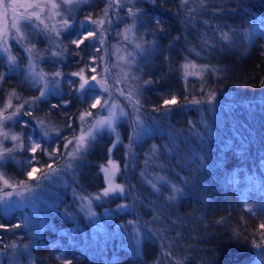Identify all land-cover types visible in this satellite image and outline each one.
I'll return each mask as SVG.
<instances>
[{"label": "trees", "instance_id": "1", "mask_svg": "<svg viewBox=\"0 0 264 264\" xmlns=\"http://www.w3.org/2000/svg\"><path fill=\"white\" fill-rule=\"evenodd\" d=\"M87 3L74 8L76 17H86L89 12L92 18L103 17L108 0ZM211 6L223 11H197L195 19L189 21L180 0H137L136 7L144 11L143 27L137 22L138 35L146 41L154 40L156 45H145L149 50L137 54L130 67L127 63L117 65L107 56L102 68L112 69L108 83L113 86V100L121 106L128 101L117 89L127 92L139 85V116L144 121L141 139L134 142L132 155H126L135 115L124 117L117 125L121 143L111 152L116 136L105 131L74 171L61 172L50 180L42 179L50 171L43 167L50 162L45 153L37 150V167L41 171L29 180L26 161L30 153L17 149V160H8L0 169L14 186L20 185L5 188L0 181V197L12 192L10 198L0 200V224L5 225L0 228V264H63L65 260L72 264H175L168 252L183 260V264H261L264 243L256 247L253 241L260 242L257 225L264 219V0H209ZM189 7L198 8V3L191 2ZM123 10L119 11L122 19L111 16V26H103L110 28L105 33V49L118 45L125 52L134 50L129 43L131 36L125 41L120 35L131 23L127 8ZM155 19L162 21L163 32L156 29ZM221 32L228 33L229 39H221ZM76 35L74 23L57 39L51 36L53 43L40 35L34 44L32 59L38 70L45 74L61 71L64 75L58 78L62 96L41 100L31 109V116L22 117L31 122L29 127L24 128L19 122H8L5 127L10 134L23 132L25 143L29 134L40 138L36 118L43 119L46 125L63 127L67 123L65 114L75 120L87 107L78 99L75 87H70L69 81L78 80L70 73L90 63L91 56L99 58V44L95 42L96 47H92L94 42L86 41L76 48L71 44ZM204 39L214 47L201 49ZM193 46L201 52L200 56L188 51ZM64 49L61 56L52 57V52ZM186 57L221 71H209L203 79L190 76L185 80L181 65ZM5 68L0 65V73L7 74L0 82V108H5L13 91L20 96L19 100L11 97V112L25 100L39 96L43 82L33 85L21 67L11 72ZM124 73L128 74L127 82H117ZM149 79L155 83L145 85ZM209 91L216 93L212 103H190L193 99L205 100ZM172 93L177 96L178 105L167 114L153 111ZM61 98L71 103L66 108L50 109ZM126 111L132 113L130 105ZM13 143L10 139L4 141L0 151ZM53 143L63 149L64 140L54 135L52 142L42 147L50 151ZM107 158L119 166L115 181L125 187V193L96 200L94 197L103 188L99 168ZM63 164L61 158L53 167ZM157 175L166 180H156ZM149 180L160 191L154 190ZM21 181L25 183L20 184ZM171 184L182 188L183 194L169 201ZM82 196L92 198L95 218L88 212L87 200L80 199ZM121 204L127 207H118ZM252 204L256 207L254 214H248L245 205ZM221 218H225L224 222L217 223ZM17 224L21 227H12ZM233 229H238V234ZM13 242L17 245L15 251L4 248V244Z\"/></svg>", "mask_w": 264, "mask_h": 264}, {"label": "snow or ice", "instance_id": "2", "mask_svg": "<svg viewBox=\"0 0 264 264\" xmlns=\"http://www.w3.org/2000/svg\"><path fill=\"white\" fill-rule=\"evenodd\" d=\"M82 0H61L58 4L55 0H47V3H41L40 0H34L32 3L27 4V8L33 9L27 15L21 13L18 18L14 17L13 22L11 24V28L14 29V33H11V38L15 40L17 44H19L23 40H27L30 33L27 31L31 29L33 31L38 32L39 34L45 35L48 38L49 43H53L51 39V34H55L56 37H60L63 32H67L72 29L75 21L71 17H65L62 15L59 9L67 6H78ZM155 3V0H152ZM191 2H197L198 8L189 7ZM137 0H108V3L103 10V17H97L96 19L92 18V14H89L85 17L84 22H81V30L80 32L71 40V44L75 45L76 48H80L81 45H84L86 41H93L94 43L91 45L92 47H96V43L98 42L99 47H96V51H106L104 49V45L106 44L105 33L110 31V28H104V24L107 23L109 26L112 24V14H115L117 19H122L119 16V11L127 8L126 15L131 19L130 24H126V27L122 33L125 41H129V36H131V43L134 47V50L131 52H127L125 57H121L120 59L124 60L128 66L130 67L133 63H135V56L139 53H146L149 49L145 47V45H149V47H154L156 42L146 41L143 36L138 35V27L137 22L140 21V27H143V16L144 11L141 8L136 7ZM0 7H3L5 12L8 9H12L15 12L17 5L8 3L7 0H0ZM23 7V5H21ZM180 7L185 10L189 21L191 19H195V13L197 11H212L214 14L223 11L222 8L211 6L209 7V0H180ZM52 10H58L55 12V15L61 16V20L59 21L60 27L57 28L52 26L51 28L47 23L42 19V15H47L48 12ZM34 18V19H33ZM35 21H39V23H35ZM85 22L91 25H95L96 27L86 28ZM187 22V21H186ZM156 29L163 32L162 21L160 19H155L154 21ZM204 23H208L205 21ZM43 25V28L40 27ZM155 34V30L152 33ZM9 35L8 31L0 32V51L4 53H8L7 62L9 71H14L16 67H18L17 58L12 55L9 51L8 43H9ZM221 39L228 40L229 34L225 32L220 33ZM174 39H179L176 37ZM31 44V41H29ZM62 43V41H60ZM171 46V44H170ZM59 47V44H57ZM201 49L204 47H214V45L209 44L208 39H204L202 44L200 45ZM26 51L30 54V56L35 51V45L32 44L30 47L26 48ZM47 51V49L45 50ZM63 51L60 52H52L51 55L53 58L59 57L63 54ZM190 53H195L196 56H200L201 52L197 51L195 46L188 49ZM107 54V53H106ZM38 58L43 59L40 56L39 52H36ZM79 55V53H76ZM90 63H86L84 67H81L78 71L70 73L71 76L77 77L78 80L69 81L70 87H75V91L77 93L78 99L81 100L82 103H85L87 107L82 110L79 115L73 119L71 115H66L67 123L63 127L46 125L45 121L40 118L35 119V124L40 129V138L36 139L33 134H29L27 137L28 142L24 141V133L21 132L19 135L10 134L8 131H0V136L3 137V140H0V147H2L3 142L6 140H12L13 146L8 148H3V151H0V169H3L8 160L16 161L17 157L15 156V152L17 149L20 151H26L30 153L26 163L28 168L26 170V176L29 180H32L35 177V174L40 172L41 169L37 167L39 163V158L36 156L37 150L45 153L49 158V163L44 165L50 171L45 173L42 179L50 180L53 175H59L61 172L74 171L78 166V163L85 158V154L88 149L92 146V144L97 140L102 133L107 131L108 133H115L116 139L109 151L111 152L112 148H115L117 144L121 143L119 133L117 132L118 122L124 118H131L132 115H135V119L131 121V134L129 136V142L126 145L128 152L126 155L131 156V149L135 141L141 139L142 133L144 132V121L139 116V112L142 108L140 103V95L141 90L139 85L133 86L125 92L123 89H117L120 95L123 96L128 104L121 106L117 102L113 100L112 96V85L108 83L109 78L111 76L112 69L108 66H105L101 69L100 72H97L96 61L99 59L101 63H104V57H96L91 56ZM181 70L183 71L184 79L187 80L189 76H195L197 78L203 79L204 74L211 71L212 73L219 74L220 69L215 66H210L208 64H197L194 61H190L185 58V63L181 65ZM91 73V75H89ZM6 73H0V82H3L6 79ZM64 73L61 71H55L50 74H45L42 71L37 72L34 67V61L32 59L29 60L28 70L26 73V79H30L33 85H39L43 82V87L39 88V96H35L29 100H25L24 103L16 106L11 112H8V109L13 108L11 103V97H15L17 100L20 99V96L13 91L10 94V99L7 106L0 110V130L5 129L8 122H11L13 125L16 123H21L24 128L30 126V121L22 120L23 116H31V109L41 100L47 99L49 96L61 95L62 93L58 91L60 87L59 77H62ZM51 77L49 79L48 77ZM98 76L100 79H98ZM132 79H138V77H132ZM128 74L124 73L123 78L117 77V82H127ZM155 83V81L149 79L145 80L144 84L149 85ZM78 84V87L76 85ZM201 93L204 92V87L200 89ZM107 94V96H105ZM216 99L215 91H209L207 93V98L205 100L201 99H193L190 101L192 104L199 105L201 103H212ZM110 101H112L110 103ZM71 101L64 100L61 98V101L58 103H54L50 105V109L56 108H66ZM179 101L177 96L172 93L167 96V98L162 99V103L159 106H155L153 111H163L165 114L170 112L173 106L178 105ZM25 105L28 107L25 108ZM131 106L132 113L126 111L128 106ZM99 108V111L93 112V109ZM8 112L7 115L4 113ZM75 124V126H74ZM71 129V132L68 133L67 130ZM53 135L56 139H63V149L59 146V144L53 143L51 150L49 151L48 147H42L43 144H47L52 142ZM69 135L71 139H69ZM171 151V149H168ZM157 149L155 146L152 150V155L155 156ZM61 158H64V164L59 168H54L53 165ZM19 163V161H17ZM108 164L110 167L102 166V170L105 175V181L107 186L102 189V194H97L94 198L96 200L101 199L102 197H109L110 195L124 194L125 187L122 184L115 183V177L117 173L120 171L119 166L115 161L109 159ZM163 167V165H161ZM125 168H127V164H125ZM156 180L164 181L166 177L157 175ZM0 181H2L5 188H13L19 187L20 185H13L9 179L5 178V173L0 171ZM24 181H21L20 184H24ZM148 183L151 187L160 191L157 184L152 180H149ZM184 183H187V179H185ZM37 187L40 186L39 180H37ZM134 187V186H131ZM171 195L167 197L169 201L175 200L177 195L183 194V189L180 188L177 184H171ZM26 191H32L31 188H26ZM19 195V193H17ZM12 196V192H5L3 197H0V200L8 199ZM82 201L87 200V208L90 215H95L91 211L92 198L82 196L80 198ZM118 207H127L125 204L118 205ZM245 208L248 214H254L253 209L249 205H245ZM156 219V217H154ZM225 218H221L217 223H223ZM14 228H20L21 225L17 224L12 226ZM0 228H5V225L0 224ZM234 232L238 234V229H233ZM257 232L259 233L260 242L257 243L253 241L256 247H260L262 243H264V219H262L257 225ZM159 235V233H157ZM179 236L180 234L177 233ZM0 243H3L0 241ZM27 245H24V248L27 249ZM4 248H11L15 251L17 245L15 242L12 244H4ZM167 255L172 256L175 260V264H183V260L176 259L172 252H168ZM63 264H72L70 260L63 261Z\"/></svg>", "mask_w": 264, "mask_h": 264}, {"label": "rangeland", "instance_id": "3", "mask_svg": "<svg viewBox=\"0 0 264 264\" xmlns=\"http://www.w3.org/2000/svg\"><path fill=\"white\" fill-rule=\"evenodd\" d=\"M87 1L88 0H82V2L78 6L63 7L62 9H59V11H61L63 16L71 17L73 19V18H75L77 16L75 14L77 10L74 9V8L75 7H80L83 3H85V2L87 3ZM7 2L15 4V5H17V7H16L15 12H13L12 9H8L7 12H5L3 7H0V32L8 31L10 33V35H9V43H8L9 51H10V53L12 55H14L17 58V62L19 63V66L16 67L15 69L21 67L25 71V73H27L29 60L32 59V55L30 56V54L26 51V48L29 47L28 45L30 44L29 41H31V42H33V44H35L36 41L40 40V35L41 36H44V35L39 34L38 32L33 31L31 29H28L27 31L30 33V35L28 36V39L27 40H23L19 44H17L15 42V40L11 38V33H14V31H15L14 29L11 28V24L13 22V18L14 17L18 18L21 13L27 15L28 13L33 11V9L27 8V4L34 2V0H7ZM40 2L41 3H47V0H40ZM55 2L59 4L61 2V0H55ZM21 5H23V7H21ZM56 11H58V10H52V11L48 12L47 15H42V19L44 20L45 23H47L49 25L50 28L52 26H55L57 28L60 27L59 21L61 20V16L55 15ZM122 12L124 13L125 10H123ZM89 14H91V12H89L88 15ZM114 15L115 14H112V16H114ZM98 17H100V15ZM76 18L77 19L75 21V27H76V32L78 34L80 32V30H81V22H84L85 17H83V18L76 17ZM93 19H96V18H93ZM35 23H39V21H35ZM40 27L43 28V25H40ZM85 27L86 28H92V27H96V26L88 24L87 22H85ZM123 31L124 30H122V33H123ZM122 33H120L121 37H123ZM52 35H54V33L51 34V36ZM52 38L57 39V37L55 35L52 36ZM105 50L106 51H100L99 52V57L103 56L104 58H106L108 56V57H110L112 59L113 63H116L117 65L120 64L122 66V65L126 64V62L124 60L120 59L121 57H125L127 55V52H125L121 47H119L118 45H111L109 47V49H105ZM7 56H8V53H4L3 51H0V65H1V67L5 66L6 67L5 70L9 69L8 68V62H7ZM96 62H99L101 64L100 68H98L99 71L97 70V72H100L101 68H102V63H101L100 60H97ZM34 67H35V70L37 72L40 71V70H38V67L35 66V64H34ZM89 75H91V73H89ZM114 76L115 77L117 76L116 70H115ZM182 76H183V73H182ZM183 78H184V76H183ZM98 79H100L99 76H98ZM111 102L112 101H110V103ZM3 106L6 107L7 105H3ZM3 109L4 108H0V110H3ZM4 114L7 115L8 112L7 113L5 112ZM0 131H6V130L3 129V130H0ZM114 136H116V134H114ZM0 140H3L2 136H0ZM114 140H115V138H114ZM0 149H1V147H0ZM109 159L113 160L112 158H107L105 160V162L102 165H100V168H99V170L101 172V175H102V179H103V188L106 187L107 184H106V181H105V175H104V172L102 170V166L110 167V165L108 164ZM113 161H115V160H113ZM115 183H117V182L115 181ZM100 194H102V190L100 191ZM252 199L255 200L254 198H252ZM253 205L254 204L249 205V206H251L252 209H255L256 207H254ZM91 216L93 218L96 217L95 215H91ZM263 253H264V247H263ZM260 263L264 264V257L260 258Z\"/></svg>", "mask_w": 264, "mask_h": 264}]
</instances>
